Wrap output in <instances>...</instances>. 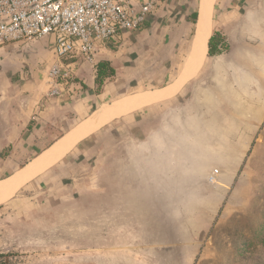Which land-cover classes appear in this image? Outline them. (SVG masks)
<instances>
[{
	"label": "rangeland",
	"instance_id": "1",
	"mask_svg": "<svg viewBox=\"0 0 264 264\" xmlns=\"http://www.w3.org/2000/svg\"><path fill=\"white\" fill-rule=\"evenodd\" d=\"M244 19L207 73L160 121L152 119L150 136L143 138L140 124L105 167L106 152L99 169L51 206L32 232V250L7 253L10 264H264V20L257 26L254 17ZM40 43L35 63L48 69L52 40ZM130 52L143 54L138 47ZM67 57L61 60L73 65L72 74L90 65ZM29 93H2L0 118L4 102ZM5 128L0 119V133ZM100 141L108 147L114 138Z\"/></svg>",
	"mask_w": 264,
	"mask_h": 264
},
{
	"label": "crops",
	"instance_id": "2",
	"mask_svg": "<svg viewBox=\"0 0 264 264\" xmlns=\"http://www.w3.org/2000/svg\"><path fill=\"white\" fill-rule=\"evenodd\" d=\"M179 2L162 0L139 31L124 33L114 48L105 47L99 51L95 64L78 68L71 80L59 84L58 95H49L48 69L40 70L36 64L39 53L35 48L40 47L42 40L24 46L11 44L0 49V95L11 88L30 91L20 101L12 100L8 106L7 101L4 102L1 108L5 113L0 119L5 121L6 128L0 133L3 138L0 151L5 150L6 154L0 156V186L4 190L0 191V252H30L32 232H37L40 221L48 220L51 206L67 192L74 193L73 186L85 179L88 171L99 169L106 152H110L111 157L110 161L106 160L105 167L107 163L114 165L121 145L124 141H133L135 129L140 124L143 138L150 136L152 119L158 118L160 121L164 112L176 100L184 97L192 82L204 72L207 73L213 57L219 54L208 53L209 38L215 32L225 41L231 31L243 28L247 21L244 18L254 17L257 26L264 20V3L261 1L214 0L206 53L193 76L167 97L154 99L123 113L110 114L100 127L76 139L59 159L51 161L11 188L8 180L17 177L103 107L113 109L116 104L135 95L160 93L178 81L191 48L190 45L186 50L185 45L190 36L191 44L194 40L199 16V0H196L193 9ZM170 8L176 15L167 16ZM236 18L240 20L236 21ZM235 23L236 27L232 30ZM135 47L141 49L143 54H132L130 51ZM148 54L150 58L146 61ZM49 57L50 60L52 52ZM30 58L34 60L30 62ZM100 60L107 61L114 74L98 86L95 66ZM34 69L41 72L37 73L39 79L33 76L36 74ZM107 136L114 138V143L108 147L105 141H100ZM101 181L100 186H103Z\"/></svg>",
	"mask_w": 264,
	"mask_h": 264
},
{
	"label": "built area",
	"instance_id": "3",
	"mask_svg": "<svg viewBox=\"0 0 264 264\" xmlns=\"http://www.w3.org/2000/svg\"><path fill=\"white\" fill-rule=\"evenodd\" d=\"M162 0H0V49L11 44L52 40L46 78L49 95L72 79V64L81 56L91 65L102 48L116 46L123 34L139 30ZM0 264L10 255L0 252Z\"/></svg>",
	"mask_w": 264,
	"mask_h": 264
},
{
	"label": "bare ground",
	"instance_id": "4",
	"mask_svg": "<svg viewBox=\"0 0 264 264\" xmlns=\"http://www.w3.org/2000/svg\"><path fill=\"white\" fill-rule=\"evenodd\" d=\"M213 1L214 0H199V16L196 25L194 40L191 44L190 53L184 64L183 73L181 72L182 75L179 76L180 78L177 82H175L173 86L157 94L135 95L134 97L128 100H125L118 104L115 103L116 105L115 107H113V109H107V107H103L97 113H95L88 121L80 125V127H78L70 135H68L66 138L54 145L48 152L41 155L37 160H35L31 165H29L27 169H25L22 173L18 174L17 177H13L8 180L7 184H9L11 188H13L15 185L23 181L25 177H29L33 173L41 170L51 161L59 159L76 139L100 127L103 123L107 121L110 114H114L116 112L123 113V111H126L128 109L142 107L143 105L149 103L154 99L167 97L168 95L173 94L182 82H184L188 77H191L196 73L197 69L199 68V65L203 61L207 48V38L210 34L211 29V11ZM1 189L2 187L0 186V191Z\"/></svg>",
	"mask_w": 264,
	"mask_h": 264
},
{
	"label": "trees",
	"instance_id": "5",
	"mask_svg": "<svg viewBox=\"0 0 264 264\" xmlns=\"http://www.w3.org/2000/svg\"><path fill=\"white\" fill-rule=\"evenodd\" d=\"M223 41L221 40L220 35L215 32L208 42V53L213 55L221 52ZM96 84L100 86L103 80L114 74V69L109 65L107 61L100 60L96 63Z\"/></svg>",
	"mask_w": 264,
	"mask_h": 264
}]
</instances>
